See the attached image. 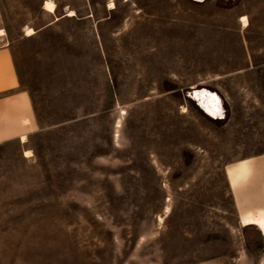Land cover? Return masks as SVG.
I'll list each match as a JSON object with an SVG mask.
<instances>
[{"label":"rangeland","instance_id":"1","mask_svg":"<svg viewBox=\"0 0 264 264\" xmlns=\"http://www.w3.org/2000/svg\"><path fill=\"white\" fill-rule=\"evenodd\" d=\"M43 1L0 0L34 111L0 141V264H264L228 172L264 156V0Z\"/></svg>","mask_w":264,"mask_h":264},{"label":"crops","instance_id":"2","mask_svg":"<svg viewBox=\"0 0 264 264\" xmlns=\"http://www.w3.org/2000/svg\"><path fill=\"white\" fill-rule=\"evenodd\" d=\"M63 16H67L66 12ZM86 17L90 15L87 14ZM2 36L0 34V141L16 138L21 143H26L27 140L22 142L21 137L28 136L34 121L32 96L20 88V76L12 47ZM243 159L251 166L247 178L237 185L230 183L241 223L248 211L257 216L261 209L264 210V156ZM262 234L264 237L263 231Z\"/></svg>","mask_w":264,"mask_h":264},{"label":"bare ground","instance_id":"3","mask_svg":"<svg viewBox=\"0 0 264 264\" xmlns=\"http://www.w3.org/2000/svg\"><path fill=\"white\" fill-rule=\"evenodd\" d=\"M42 4H43V8L47 12H49L51 14L56 13L57 4H55V2L53 0H44L42 2ZM115 4L116 3L114 2V0L109 1V7L110 8L114 7ZM74 14H75V11L73 9H69L66 12V15H68V16H73ZM242 20H246V17L242 16ZM34 33H35L34 28H32L30 26L26 27L25 35H32ZM0 34H4V31L2 29L0 30ZM196 94L203 99L202 105L204 107H206L209 111H211L214 114L217 112H220L219 106L216 105L214 94H212L211 92H209L207 89H204V88H203V90L197 91ZM21 140H22V142H25L27 140L26 135H23L21 137ZM30 154H31L30 150L27 149L25 151V156L30 155ZM250 169H251V166H250L249 162L247 160H244V159L241 160L240 163L230 167L228 172H229V176L231 177L232 185H237L238 183L245 180L247 178L246 176L250 172ZM242 223L243 224L254 223V224L258 225V227L260 229H262V231L264 232V210L261 209L259 211V213L257 214V216L254 213L248 211L247 214L243 217Z\"/></svg>","mask_w":264,"mask_h":264}]
</instances>
